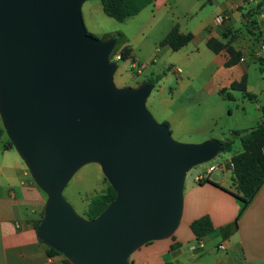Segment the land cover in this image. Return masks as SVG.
<instances>
[{
  "label": "water",
  "instance_id": "1",
  "mask_svg": "<svg viewBox=\"0 0 264 264\" xmlns=\"http://www.w3.org/2000/svg\"><path fill=\"white\" fill-rule=\"evenodd\" d=\"M84 1L0 0V117L47 193L37 237L73 264H130L135 249L175 231L187 171L225 146L173 140L146 107L153 82L114 84L116 38L87 33ZM90 162L116 192L92 219L61 195Z\"/></svg>",
  "mask_w": 264,
  "mask_h": 264
},
{
  "label": "crops",
  "instance_id": "2",
  "mask_svg": "<svg viewBox=\"0 0 264 264\" xmlns=\"http://www.w3.org/2000/svg\"><path fill=\"white\" fill-rule=\"evenodd\" d=\"M98 4L102 9L100 0H85L81 10L85 7L88 18H91L93 10H98ZM253 5L252 0H174L172 3L171 0H153L137 14L119 22L131 21L128 26L135 27L133 33L121 27L105 29L96 25L95 28L104 34L105 39L113 32H119L122 44L115 56L124 45H128L131 58L141 66L146 65L151 57L141 62L132 42L137 36L145 35V28L156 15L169 17L170 27L163 37L175 24L181 33L193 34L192 39L176 51L168 45H163V50L161 47L155 49L162 57L166 72L156 83L153 82L154 87L159 86L158 96L149 99L156 100L150 108L159 113L162 122L168 123L173 134L179 135L182 141L199 143L214 138L210 134L216 120L214 116L208 119V109L200 113L197 108L207 104L211 97L221 95V89L229 91L230 101L234 100L232 91L235 90L229 89L230 84L243 76L246 77L247 91L255 95V100L243 99L240 107H236L235 111L241 117L234 120L229 132L264 124L263 104L258 98L264 97V49L259 47L264 41L261 27L264 22L260 23L262 13L248 12ZM221 13L228 17L222 24L214 25V17ZM83 18L86 23L84 12ZM253 19L256 23L252 31L247 28L239 30L236 39H227L226 32L233 34ZM255 32H258L257 40ZM211 37L229 42L240 51L241 58L227 66L225 63L230 56L226 48L213 52L207 47L206 40ZM141 82L148 81L139 80L130 86ZM228 113L234 115L230 107ZM5 143L7 140L0 142V264H73L62 253L48 254L47 245L37 237L36 224L41 218L47 193L34 181L16 148L13 145L5 147ZM234 143L238 144L234 152L218 164L210 163L197 172L196 185L190 184L182 190L181 218L172 238L144 243L130 253V264H232L233 260L236 264H264V183L242 211L241 202L225 190L234 188L231 169L226 168V163L242 150L238 139ZM212 165L219 167L208 172ZM216 169L224 175L228 173V177L212 178ZM205 179L208 181L199 183ZM205 214L211 219L213 231L197 239L189 225ZM235 220L237 227L231 229ZM213 233L217 234L211 243L209 237ZM220 242L226 247L224 255L219 254L221 249L217 248Z\"/></svg>",
  "mask_w": 264,
  "mask_h": 264
},
{
  "label": "rangeland",
  "instance_id": "3",
  "mask_svg": "<svg viewBox=\"0 0 264 264\" xmlns=\"http://www.w3.org/2000/svg\"><path fill=\"white\" fill-rule=\"evenodd\" d=\"M93 1V0H91ZM174 0H171V3ZM95 2V1H94ZM254 2L253 7L249 10V12L256 11L258 14H263V19L260 20V23L264 22V5H259V2H262V0H252ZM97 5V3H96ZM254 10V11H253ZM83 12L85 15L86 23L83 18ZM83 22L86 26V29L96 36L99 39H105L104 34L102 32H99L96 30V25H100L101 27L105 29H121L126 28V30L129 33H133L135 30V27H132V25H129L131 21H128L127 23H119L115 19L107 16L102 9H100V6L98 4V10H93L91 13V18H88V14L86 13L85 7L81 10ZM169 17L168 15H164L163 17H160V15H156L150 23L145 28V35L144 36H137L133 42L132 45L135 48L136 54L139 55V59L141 62H144L145 59L148 57H151L150 61L147 62L146 65H142L138 62H135L133 58H127L124 60L116 59L115 53L118 51L120 45L122 44V40L120 37L117 39V42L114 45V48L112 50L111 58L115 59L116 62V70L113 75V82L117 87H124V86H130V83H135L136 81H142V80H149L154 79L156 76H162L166 72V67L162 64V57L161 55L155 51L156 48L161 47V50H163L164 46L160 45V42L163 38V35L167 29H169L170 23L168 22ZM256 21L253 19L252 21H249L248 24L241 25L240 29L236 30L235 32L227 34V39L235 38L239 36V30L245 31L246 28L252 31L255 26ZM88 25V27H87ZM262 27V34L264 35V23L261 25ZM90 29V30H89ZM257 29V28H256ZM92 31V32H91ZM113 33H117L113 32ZM255 40L258 39L259 36H257L258 32H255ZM115 37V36H112ZM262 42V41H261ZM264 42V41H263ZM132 64H135L132 66ZM137 71H139L137 73ZM173 86V85H172ZM159 92V86H155L152 91L150 92V95L148 96V99L152 96H158ZM234 95V100H228L227 98L223 97L222 95H215L210 98V101H208L207 104H203L197 109L200 111V113H203V110L208 109L206 116H208V119L214 116V119L216 120L215 123H212L213 125V132L210 134L211 139H222L224 137L229 136V130L230 127L235 124V119L240 118L241 115L235 111L236 107H240V103L243 99V96L241 92L239 91H232ZM259 103L263 104V110H264V97H258ZM184 100V97H182ZM247 101V99H245ZM156 100L153 101V99L146 100V107L151 112L154 119L158 122H162L160 119L159 113H154L151 110V105L155 103ZM192 105V103L190 104ZM220 106V107H219ZM193 109H195L194 105L191 106ZM229 107L234 111V115L230 116L228 111ZM0 126L3 127L2 120L0 117ZM4 128V127H3ZM171 132V131H170ZM171 137L173 140L177 142H185L180 140V136L173 134L171 132ZM10 140L9 136L7 135L5 129L4 132L0 138V142ZM11 141V140H10ZM238 146L237 143L233 144V147L231 150L226 151L225 149L223 151H220L215 157H213L211 160L202 162L199 164H196L192 166L186 173L184 182H183V189L184 187H188L190 184H195V176L197 172L203 170L208 166V164H218L220 161L224 160L226 157H228L232 152H234L235 147ZM226 175L222 174V172L219 169H216L212 174L211 177L214 179H218L219 176H225L228 177V173L225 172ZM105 176L103 175L100 165L96 162H90L86 163L80 168H78L69 178V180L66 182V184L63 186L61 190L62 197L71 204L76 214H78L81 217L86 218L85 211L88 207V204L90 202V199L102 192L106 187V181ZM107 180V179H106ZM108 182V180H107ZM195 182V183H194ZM231 229L235 228L234 221L231 223L230 226ZM217 233H213L210 235L209 239L211 243L214 242V236ZM170 236V235H169ZM167 236V238H172ZM166 238V237H165ZM171 240V239H170ZM211 243L209 245H211ZM141 247V246H140ZM137 250V249H135ZM132 253V252H131ZM206 254V253H205ZM219 254L224 255L223 250H219ZM168 258V255L166 256ZM234 260L232 261V264H236Z\"/></svg>",
  "mask_w": 264,
  "mask_h": 264
},
{
  "label": "trees",
  "instance_id": "4",
  "mask_svg": "<svg viewBox=\"0 0 264 264\" xmlns=\"http://www.w3.org/2000/svg\"><path fill=\"white\" fill-rule=\"evenodd\" d=\"M153 0H100L103 12L115 19L118 22H122L128 17L137 14L141 9L150 4ZM262 5V2H259ZM249 12V11H248ZM250 13V12H249ZM87 33L91 34L88 30ZM115 36L117 39L121 36L119 32L112 33L108 37ZM193 37L191 32L181 33L179 31L178 25H173L171 29L162 38L160 45H168L173 51H176L186 45ZM121 38V37H120ZM206 45L213 52H218L222 48H226L229 53V59L225 63L227 66L234 64L241 58V53L235 50L229 42L223 43L215 38H208L206 40ZM131 48L128 45H124L119 50V58L121 60L131 58L130 56ZM160 76H156L154 79L147 80L148 82H157ZM230 90H235L241 92L243 98L254 101L255 95L247 91L246 88V77L243 76L239 81H234L230 84ZM219 94L228 100L232 99L230 92L221 89ZM168 125L167 122H164ZM4 132V128L0 126V138ZM238 139L242 150L231 157L232 162V180L234 188L232 190H227L235 199L239 200L242 204V209H244L251 199L256 195L261 186L264 183V124H259L255 127L241 130H231L229 136L225 137L221 141L225 146V150L229 151L232 149L234 141ZM5 147H11L12 143L10 140L4 144ZM226 166H229L228 162ZM105 189L94 195L88 204L85 211V216L88 219H92L100 214L103 209L108 205V203L114 199L116 192L112 186L107 182L106 178ZM208 181L200 180L199 183ZM240 213V212H239ZM43 210L41 211V217ZM235 227H237L236 220L234 221ZM192 233L197 239H201L211 231H213V224L209 215L205 214L195 220H193L189 225ZM173 233L169 236L172 237ZM148 243V242H147ZM174 248V245H171ZM48 254H59L54 248L47 245ZM132 254V253H131ZM128 260L130 262V256ZM170 264V263H165Z\"/></svg>",
  "mask_w": 264,
  "mask_h": 264
},
{
  "label": "built area",
  "instance_id": "5",
  "mask_svg": "<svg viewBox=\"0 0 264 264\" xmlns=\"http://www.w3.org/2000/svg\"><path fill=\"white\" fill-rule=\"evenodd\" d=\"M227 17H228L227 14H224V13L218 14V15H216V16L214 17V19H213V24H214V25H220V24L223 23V21H224ZM259 47H260V49H264V43H263V42H260V43H259ZM115 58L118 59V58H119V54H117V55L115 56ZM133 66H134V65H133ZM138 72H139V71H137V73H138ZM228 164H229V166H226V168L231 169V168H232V162H231V160L228 161ZM218 167H219L218 165H212V166H210V167L208 168V172H210V171H212V170H214L215 168H218ZM217 248H218V249H221V250H224L226 247H225V244H224L223 242H220V243L217 245Z\"/></svg>",
  "mask_w": 264,
  "mask_h": 264
}]
</instances>
